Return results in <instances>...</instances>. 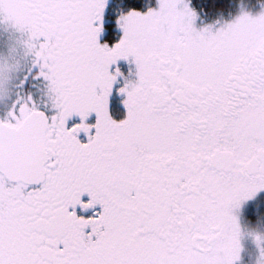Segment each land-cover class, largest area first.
<instances>
[{
	"label": "snow or ice",
	"instance_id": "snow-or-ice-1",
	"mask_svg": "<svg viewBox=\"0 0 264 264\" xmlns=\"http://www.w3.org/2000/svg\"><path fill=\"white\" fill-rule=\"evenodd\" d=\"M264 264V0H0V264Z\"/></svg>",
	"mask_w": 264,
	"mask_h": 264
},
{
	"label": "rangeland",
	"instance_id": "rangeland-1",
	"mask_svg": "<svg viewBox=\"0 0 264 264\" xmlns=\"http://www.w3.org/2000/svg\"><path fill=\"white\" fill-rule=\"evenodd\" d=\"M246 252H245V261L246 264H251L255 259V245L249 240L245 242Z\"/></svg>",
	"mask_w": 264,
	"mask_h": 264
}]
</instances>
